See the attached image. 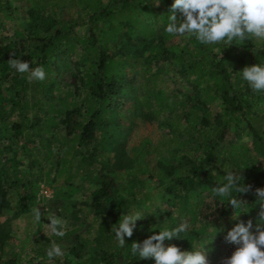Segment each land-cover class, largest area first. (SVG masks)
<instances>
[{
  "label": "trees",
  "instance_id": "obj_1",
  "mask_svg": "<svg viewBox=\"0 0 264 264\" xmlns=\"http://www.w3.org/2000/svg\"><path fill=\"white\" fill-rule=\"evenodd\" d=\"M77 1L88 10L82 40L71 27H56L55 16L45 15L42 8L28 10L26 34L7 38L0 33V217L13 207L18 215L24 211V200L30 197L19 192L23 184L18 170L26 165L24 159L39 166L37 153L45 163L53 159L49 160L55 166L53 174L66 175L69 185L78 176L89 177L95 185L88 200L70 204L69 217L76 230L62 246L63 264H155L153 259L133 256L131 244L183 221L188 222V231L181 233V239H165V246L175 244L191 251L192 244L199 248L213 237L225 240L238 220L231 218L230 197H214L211 189L224 182L229 170L242 171L244 183L252 185L247 194L231 195L246 201L243 210H250L241 213L239 220L252 219L255 224V188L264 186V130L256 127L264 125V104L258 107L252 99L264 92H254L240 71L264 64V49L250 39L220 43L214 52L213 44H200L194 37L180 50L168 49L164 28L174 0ZM5 2L0 0V8L8 12ZM176 15L181 18L178 10ZM77 45L89 61L88 73L81 78L82 102L62 100L58 107L49 95L56 84L45 79L43 105L48 108L42 117L37 112L31 115L27 73L10 68L8 59L20 58L30 62V68L42 66L52 74V60L72 55ZM138 67L146 79L143 85L134 76ZM179 81L178 91L162 87ZM217 101L221 109L213 115L210 108ZM139 108L150 114L145 116L163 115L161 125L179 143V150L166 155L154 151L156 156H151L150 141L144 139L127 156V139ZM199 127L206 139L201 154L178 158V151L186 148L184 136L192 141L191 131L198 133ZM230 132L251 140L239 139L232 148L226 142ZM229 148L239 151L229 155ZM122 177L125 182L119 181ZM146 180L156 183L154 195L144 193ZM81 207L88 209L91 224L87 225L88 215L83 216ZM137 211L144 218L120 248L112 228L123 215ZM8 239V227L0 224V264H18L2 258ZM206 247L214 246L211 242ZM44 256L45 261L34 264H47L46 252Z\"/></svg>",
  "mask_w": 264,
  "mask_h": 264
},
{
  "label": "rangeland",
  "instance_id": "obj_2",
  "mask_svg": "<svg viewBox=\"0 0 264 264\" xmlns=\"http://www.w3.org/2000/svg\"><path fill=\"white\" fill-rule=\"evenodd\" d=\"M1 5L3 6V3ZM5 6L6 8L8 7V12L0 8V33L7 38H14L21 33L26 34V27L29 21L28 10L31 8L38 10L42 8L45 11V15L53 14L55 16L57 19L56 27L60 29L71 27L77 38L81 40L86 38L85 22L87 20L86 14L88 10L83 3L77 0H6ZM165 36L166 46L170 50L177 51L184 45H190L191 43V37H172L166 33ZM256 44L257 47L264 49V40H256ZM218 45L213 44L214 52L218 51L216 49ZM87 58L86 52L77 45L72 55H59L52 60L55 70L52 74H46V80L48 79V81L50 80L53 84H56L49 95L58 107H60L58 103L62 100L82 102L85 87L82 86L81 78L88 73L89 61H87ZM128 73L131 74L133 72L129 71ZM134 73L139 85L146 83L145 76L139 67ZM45 82L36 80L29 82L30 87L26 92V98L29 105L28 110H30L31 115L37 112L42 117L48 108V104L43 105L44 101L47 100L43 88ZM180 82H178V85H173L171 82H168V84L162 85V87L169 92L178 91L179 86H181ZM255 97L256 99H252L253 104L261 107L262 103L264 104V95ZM220 107L221 104L217 101L211 106L210 112L216 115L219 113ZM145 113L148 112L139 108L137 110V116L133 118V125L131 126L127 139V156L131 157V149L144 139L150 141L148 149L154 153L151 156H156V151L161 152V155H166L173 149L179 150V143L175 139H171L167 135L166 129L161 125L163 115L159 117L146 115V117ZM148 115L150 114L148 113ZM256 128L258 131H262L264 130V125L257 126ZM181 129H184L183 125H181ZM199 130L198 133L193 130L191 131V135L194 137L192 141L188 140L189 137L187 135L184 136V145L186 148L178 151V158L188 155L194 159L201 154L203 149L200 146L206 139L202 135L204 130L201 127H199ZM36 138L37 136H35ZM239 139L240 141H248V143L251 140L249 137L237 138L233 132H230L226 138V142L229 145L232 144L233 148L240 142ZM249 145V152L253 156L254 151L252 145ZM232 148L228 150L229 155L233 150ZM238 151L234 149L232 152ZM34 154L42 167H39L40 165L31 166L28 163L29 161L24 159L23 162L26 165H24L23 169L20 167L18 170V177L23 184L19 188V192L22 195H28L30 197L24 200V211L18 215L15 213V207H13L12 210L5 212L0 217V224L5 225L9 230V239L4 245L2 258L5 260L15 259L18 264H34L39 260L45 261L44 253L52 241H55L61 246L67 243L64 241L68 240L70 233L72 234L76 230V227L73 226L74 220L69 217V215H72L70 204L74 201L83 202L88 200L90 192L95 189V185L89 177H75L69 185L66 175L55 176L53 174L55 166L49 163L50 161H54L53 159H48L46 161L47 163H45L41 156H38L37 153ZM157 157L154 158L157 159ZM120 180L125 182L123 177L119 178ZM155 191L156 183L146 180L144 183V193L154 195ZM37 207L40 208L42 213L47 209L49 216L59 218L65 222V235L63 237L56 236L51 232L48 227L50 221L44 215H42L41 223L35 221L32 210ZM141 210L143 211L144 207H141ZM82 212L83 216L88 215L87 225L91 224L93 219L92 216H89L88 209L83 207ZM81 235L84 236L85 232L82 231ZM212 244L214 246L213 249H209L207 252L208 264H221L223 258L230 256L237 247L226 240L218 238L214 239ZM63 258L64 255L51 260L46 259V262L47 264H63Z\"/></svg>",
  "mask_w": 264,
  "mask_h": 264
},
{
  "label": "clouds",
  "instance_id": "obj_3",
  "mask_svg": "<svg viewBox=\"0 0 264 264\" xmlns=\"http://www.w3.org/2000/svg\"><path fill=\"white\" fill-rule=\"evenodd\" d=\"M177 10L181 14L180 19H177ZM171 11L164 32L172 37H194L204 45L220 43L231 45L234 40L240 42L250 39L264 40V0H174ZM8 64L21 74L27 73L26 78L29 82L33 80L42 82L46 79V71L42 66L30 68V62L22 61L20 58H10ZM240 73L254 92H264V64L245 66ZM214 173L215 171L212 175ZM241 173L242 171L236 170L226 171L224 182L217 183L211 189L214 197H230L228 205L234 209L233 213L239 211L237 215L232 213L231 218L238 222L225 236L227 242L237 247L230 256L223 258L221 264H264V188H255L254 194L257 199L253 208L258 206L255 224L252 219L247 222L239 220L241 213H249L250 210H243V205L247 202L231 194L233 192L247 194L252 191V185L244 183L245 178ZM32 211L37 223L42 222L41 218L44 215L50 221L48 227L54 235L59 237L65 235L64 221L49 216L47 209L43 213L39 207ZM143 218L139 211L122 216L118 226L112 228L118 247L125 246V236L131 238L136 222ZM188 229V222L183 221L172 229L166 228L158 234L148 236L142 242L134 241L131 244V253L133 256L138 255L141 260L153 259L155 264H208L209 249L206 246L214 237L210 243L199 248L192 244L191 251H182L175 244L165 246V239H181V233L187 232ZM63 255L62 246L52 241L46 251L48 259Z\"/></svg>",
  "mask_w": 264,
  "mask_h": 264
}]
</instances>
